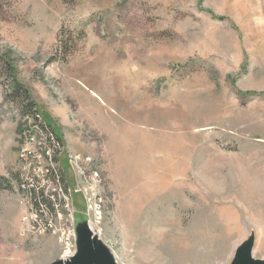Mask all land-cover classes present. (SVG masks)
Wrapping results in <instances>:
<instances>
[{
  "label": "rangeland",
  "instance_id": "obj_1",
  "mask_svg": "<svg viewBox=\"0 0 264 264\" xmlns=\"http://www.w3.org/2000/svg\"><path fill=\"white\" fill-rule=\"evenodd\" d=\"M25 96L93 157L118 264L264 259V0H0V264H52L20 234Z\"/></svg>",
  "mask_w": 264,
  "mask_h": 264
},
{
  "label": "built area",
  "instance_id": "obj_2",
  "mask_svg": "<svg viewBox=\"0 0 264 264\" xmlns=\"http://www.w3.org/2000/svg\"><path fill=\"white\" fill-rule=\"evenodd\" d=\"M34 121L19 155L16 192L22 211L20 234L25 239L55 236L62 247L59 260L67 262L77 253L79 215L100 237L96 227L105 213L102 177L90 154L67 152L62 138L39 116ZM65 165L73 182L67 179Z\"/></svg>",
  "mask_w": 264,
  "mask_h": 264
},
{
  "label": "water",
  "instance_id": "obj_3",
  "mask_svg": "<svg viewBox=\"0 0 264 264\" xmlns=\"http://www.w3.org/2000/svg\"><path fill=\"white\" fill-rule=\"evenodd\" d=\"M255 239L250 238L237 249L231 264H264V259L253 256ZM52 264H118L113 253L103 240L95 235L87 223L77 226V253L67 262L58 260Z\"/></svg>",
  "mask_w": 264,
  "mask_h": 264
},
{
  "label": "trees",
  "instance_id": "obj_4",
  "mask_svg": "<svg viewBox=\"0 0 264 264\" xmlns=\"http://www.w3.org/2000/svg\"><path fill=\"white\" fill-rule=\"evenodd\" d=\"M20 91H21V89L18 90L19 93H20ZM24 100H27V104H28L26 106V108H24V109H26L27 111H31L34 108V104L30 101L29 96H25ZM29 115L32 116L34 118V120L38 119V113H37L36 109L32 110ZM4 181H8L7 178L5 176H0V189H3V186L1 183Z\"/></svg>",
  "mask_w": 264,
  "mask_h": 264
}]
</instances>
